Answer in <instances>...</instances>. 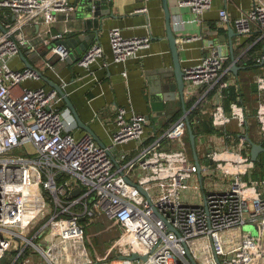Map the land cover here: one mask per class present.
I'll return each instance as SVG.
<instances>
[{"label": "built area", "instance_id": "1", "mask_svg": "<svg viewBox=\"0 0 264 264\" xmlns=\"http://www.w3.org/2000/svg\"><path fill=\"white\" fill-rule=\"evenodd\" d=\"M178 2L190 7L191 21L201 20L213 5V0ZM76 8L72 0H0V20L6 27L0 29V262L16 251L11 262L16 264L34 245L48 264H264V179L245 177L256 166L242 149L246 135H242L240 146L216 148L208 154L212 160L208 168L230 181L205 192L198 179L199 166L190 152L185 115L129 157L125 149L117 154V147L129 141L142 142L150 116L136 111L129 114L126 106H119L111 142L102 145L90 132L77 134L55 87L22 84L39 80L41 75L33 67L12 66L21 45L38 37L51 52L67 59L69 47L52 39L62 38V33L49 34L58 12ZM234 22L240 33H250L258 26L264 35V4L256 2ZM35 23L44 24L45 29L29 38L22 29ZM230 23L228 10L221 9L219 25ZM193 38L197 36L183 39ZM151 41L150 34L127 36L120 26L110 30L117 62L139 57ZM209 46L199 61L185 65V79L207 85V90H223L230 84L225 79L230 54L225 45ZM104 54L103 45L95 42L77 63L91 68ZM260 60L264 63V51ZM256 81L261 95L257 118L264 138V73L258 74ZM212 118L216 127H226L234 118L241 126L247 122L246 110L239 102H232L229 110L218 103ZM165 142L174 146L165 147ZM137 184L149 192L150 199ZM188 188L199 192L195 200L186 199ZM50 202L54 205L50 217L37 231H28ZM100 215L121 226L112 244L114 257L103 261L94 258L81 222L83 216L95 219ZM250 227H255L256 233ZM43 232L51 238L46 250L35 241ZM75 240L83 251L59 250ZM133 253L147 258L132 259ZM29 263L27 258L24 264Z\"/></svg>", "mask_w": 264, "mask_h": 264}, {"label": "crops", "instance_id": "2", "mask_svg": "<svg viewBox=\"0 0 264 264\" xmlns=\"http://www.w3.org/2000/svg\"><path fill=\"white\" fill-rule=\"evenodd\" d=\"M168 1L172 14L173 29L177 34L183 68L188 63H196L203 55L208 53L210 43L227 46L230 58L226 63L227 72L225 79L229 80L230 84L223 90L218 88L207 90V85L186 82L185 99L176 91V98L170 103V107L166 105L167 100H164L165 105H162L161 109L155 110L152 108L151 95L157 92L151 90V84L153 89L159 86L156 81L161 76L160 68L166 67L173 71L174 63L171 43L167 35L166 14L162 0H109L116 16L107 18L104 29L99 32V38L93 41V43L99 42L103 45L105 50L104 58L92 64L91 68H85L80 66L77 60L62 59L49 49L43 60L36 63V66L41 69L48 79L42 76L39 80L29 79L22 84L50 87L52 86L51 82H56L64 87L78 108L82 119L96 133L98 139H95L100 144L101 142L105 145L110 144L112 133L117 128L116 117L119 106H126L129 114L136 111L150 116L147 133L142 142L129 141L117 147V154L125 149L129 157L138 153L144 143L152 141L184 115L188 114L190 117L191 112L197 109L196 122H198L199 118L200 120L203 118V120L213 123L212 111L218 103L224 104L229 110L232 102H239L244 106L247 114V122L244 126H241L237 119L234 118L226 127H216L214 131L209 132L201 130L199 134H196L199 157V151H204V160L200 157L202 164H204L201 172L202 179L199 176L198 179L202 185V190L207 192L213 187H224L230 181L229 178L212 171L211 166L208 168L211 163L207 164L206 161L208 160V154L213 149L232 145L238 147L240 146L242 135L247 136V144L242 149L250 156L251 144L248 141V136L256 142L264 144L260 123L257 118L261 95L256 81L257 75L264 73V63L260 60L264 51V35L262 29L258 26H254L250 33H240L234 22V19L240 16L243 10L252 7L256 2L264 4V0H213L212 7L198 21L188 20L192 16L190 7L180 6L178 0ZM145 7L146 10H140ZM223 8L228 10L231 16V23L220 26V10ZM57 15L58 20L52 26L50 36L62 33L63 38H65L79 33L85 35L89 32V30L83 29V20L77 16V8L73 12H58ZM182 18L186 20L183 21ZM114 26H120L123 33L127 36L150 34L152 37L151 45L140 50L139 57L130 58L126 62L114 61L110 42V30ZM231 26L234 28L232 34H230ZM44 29V24L35 23L26 25L22 32L30 38ZM188 36H197V38L191 40L183 39ZM52 39L56 41L60 38L53 37ZM231 40L233 44H231ZM30 42L31 44L29 42V44H22L21 51H25L28 48L40 51L47 47L38 37L32 38ZM253 49H255L254 54ZM21 51L12 59L11 64L13 67L27 66L21 56ZM232 51L234 52V58L232 57ZM104 61H107L108 64H104ZM235 62L239 66L237 70L231 68ZM125 71L127 73H124ZM175 79V76H173L172 80ZM229 87H232L235 91L230 103H228V96L225 93V90ZM161 94L163 95L164 93L161 92ZM193 95H196V99L191 106L187 105ZM184 104L187 110L184 109ZM63 108H65L66 118L73 121L74 129L76 128L78 135L84 131L89 132L79 126L76 118L66 106H63ZM188 143L192 158L195 160L190 136H188ZM164 145L169 148L174 146L172 142H165ZM206 170L208 172H205ZM198 193L196 190L188 188L185 191V197L188 200L190 198L195 200L199 195ZM87 217L88 220H94L89 218V216ZM109 228L117 229V236L120 234L121 226L118 222L112 221V225ZM44 235L45 233L43 232L36 238L41 241L44 239ZM38 244L41 246L40 243ZM31 246L27 248L16 264H24L27 258L30 259L29 264H32ZM100 251L98 257L96 254L93 255L98 261L110 259L115 255L114 249L106 254L102 250ZM112 253L113 255H110L109 258V254Z\"/></svg>", "mask_w": 264, "mask_h": 264}, {"label": "water", "instance_id": "3", "mask_svg": "<svg viewBox=\"0 0 264 264\" xmlns=\"http://www.w3.org/2000/svg\"><path fill=\"white\" fill-rule=\"evenodd\" d=\"M165 8V14H166V27H167V35L171 43V49L173 53V58H174V63H173V71H170L166 67H161L160 72L161 76L158 78L156 81L159 86H157L155 89H153L152 84H151V90L154 93L151 95V106L153 109H161L162 105H165L164 100H167L166 105L170 107V103L176 98V91L179 92L180 96L185 99V88H186V79H185V72L183 69V63L181 60V52L179 49L178 41H177V34L173 29V24H172V14L171 10L169 7V1L168 0H162ZM74 4L77 7V16L81 18L83 21V29L84 30H89L87 34H76L74 36H68L65 38H60L56 41H54L55 44L59 43H64L66 46L69 47L70 49V55L67 57V60L70 61H75L77 60L83 53L86 51L89 46L93 43L95 39L99 38V32L100 30H103L106 24V20L109 16H116L115 13L113 12L109 0H76L74 1ZM0 29L5 31L6 27L2 24L0 20ZM95 29V30H91ZM234 32V28L231 26L230 27V34ZM231 44H233L231 40ZM49 47H45L44 49L40 51H36L34 48H28L25 51H21V56L24 59L26 65L28 67H33L36 68L41 77L44 76L46 77L41 69H39L36 66V63L40 60H43L45 55L48 53ZM232 50H233V45H232ZM232 57L234 58V52L232 51ZM238 64L235 62L232 65L233 70H237ZM175 76V80H172V77ZM47 78V77H46ZM48 79V78H47ZM50 81V80H49ZM52 86L55 87L60 95L62 96L65 106L72 112L74 117L76 118L78 124L80 127L88 130L91 132L95 138L98 139L96 136V133L94 130L91 128L89 124H87L82 117L80 116L79 110L76 107L74 101L72 100L71 96L69 93L62 87L60 84L56 82H51ZM164 93L163 95L161 94ZM184 109H186V105L184 104ZM187 120V125H188V131H189V136H190V142H191V147L193 151V156L195 158L196 163L199 166V177L202 179V170H203V165L202 161L199 157L198 154V148H197V135L194 132L192 122L190 120L189 115L187 114L185 116ZM248 141L251 144V158L253 160H257L260 153L264 151V144L261 142H256L253 140L250 136H248ZM102 145H105L104 143L101 142ZM212 160H207L206 163H210ZM130 181L134 182L129 178ZM143 193L147 196L148 199H150V194L149 192L143 188L141 185L137 184ZM76 193L79 192V188L75 191ZM173 227V225H171ZM132 259L135 258H147V255H142L140 256L138 253H133L130 256Z\"/></svg>", "mask_w": 264, "mask_h": 264}, {"label": "rangeland", "instance_id": "4", "mask_svg": "<svg viewBox=\"0 0 264 264\" xmlns=\"http://www.w3.org/2000/svg\"><path fill=\"white\" fill-rule=\"evenodd\" d=\"M200 157L202 160H204V151L200 150ZM54 205L51 204V202L48 204L47 208L37 217L35 222L31 225L30 228H28V231H37L38 228L43 225L46 220L50 217V215L53 213ZM37 225V226H36ZM112 225V221L109 220L105 215H100L98 218L94 219L93 221L89 220V224L86 225V243L93 252V255L96 254L98 257L100 250L103 251L104 254L109 253L112 251V244L114 237H117L118 230L115 228H109ZM109 228V229H108ZM108 229V230H107ZM250 230L253 231V233H256L255 227H250ZM98 230V231H97ZM114 238V239H112ZM36 241L41 244L42 248L46 250L48 243L50 242L49 233L46 232L44 235V239L40 241V239L36 238ZM69 248H71L73 251L79 252L83 251V248L81 244L78 241H71L69 243H64L61 245L59 250L67 251ZM30 251L32 252V264H48V261L44 257L43 253L36 248L34 245L31 246ZM114 253H116L114 251ZM109 254V258H110ZM59 258V257H58ZM111 259V258H110ZM107 260V259H106ZM0 264H5V260L2 259Z\"/></svg>", "mask_w": 264, "mask_h": 264}, {"label": "trees", "instance_id": "5", "mask_svg": "<svg viewBox=\"0 0 264 264\" xmlns=\"http://www.w3.org/2000/svg\"><path fill=\"white\" fill-rule=\"evenodd\" d=\"M7 13L4 12L3 15H6ZM10 19H12V16L9 17ZM255 49H253V54L255 53L254 52ZM253 54H250V55H253ZM229 61V60H228ZM227 61V62H228ZM225 93L226 95L228 96L227 97V100H228V103L231 102V97L234 96L235 94V91L232 87H229L225 90ZM196 99V95H193L191 97V99L189 100V102L187 103V105H190L192 104V102ZM61 105L65 106V102L64 100H62V103ZM188 108V107H187ZM198 110H194L191 112L190 114V120L192 122V125H193V129H194V132L196 134H199V132L201 130H204V131H214L216 126L213 125V123L209 122V121H206V120H203V118H199L198 122H196V114H197ZM251 176V177H250ZM246 178H263L264 179V152H262L258 158V160L256 161V166L255 168L245 176ZM81 222L86 226L87 224H89V220H88V217L87 216H83L81 218ZM116 238V237H114ZM112 238V239H114ZM16 256V251H12L11 253L7 254L3 259L5 260V264H11V262L13 261V259L15 258ZM18 261V260H17Z\"/></svg>", "mask_w": 264, "mask_h": 264}]
</instances>
